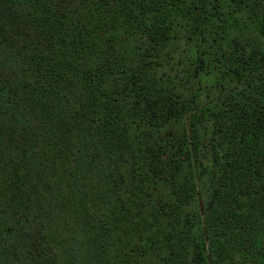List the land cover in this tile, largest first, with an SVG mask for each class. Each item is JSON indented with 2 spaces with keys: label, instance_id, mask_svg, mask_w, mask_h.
<instances>
[{
  "label": "trees",
  "instance_id": "1",
  "mask_svg": "<svg viewBox=\"0 0 264 264\" xmlns=\"http://www.w3.org/2000/svg\"><path fill=\"white\" fill-rule=\"evenodd\" d=\"M0 264H264V0H0Z\"/></svg>",
  "mask_w": 264,
  "mask_h": 264
}]
</instances>
